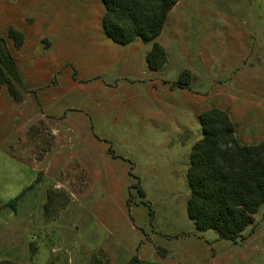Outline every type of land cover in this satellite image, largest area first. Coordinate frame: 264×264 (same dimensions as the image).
I'll return each instance as SVG.
<instances>
[{
    "label": "rangeland",
    "instance_id": "rangeland-1",
    "mask_svg": "<svg viewBox=\"0 0 264 264\" xmlns=\"http://www.w3.org/2000/svg\"><path fill=\"white\" fill-rule=\"evenodd\" d=\"M104 14L102 0H0L20 75L0 80V264H264V204L236 241L187 214L202 112L264 143V0H180L157 71L152 42H114Z\"/></svg>",
    "mask_w": 264,
    "mask_h": 264
},
{
    "label": "trees",
    "instance_id": "trees-1",
    "mask_svg": "<svg viewBox=\"0 0 264 264\" xmlns=\"http://www.w3.org/2000/svg\"><path fill=\"white\" fill-rule=\"evenodd\" d=\"M102 1L106 35L122 45L135 39L152 42L147 65L153 71L162 69L168 61L167 52L156 40L180 0ZM5 75L20 82L16 62L4 45L0 47V80ZM199 120L202 138L191 148L187 169V214L198 231L214 230L221 239L236 241L253 225L264 204V143L240 145L235 126L218 108L202 112ZM127 264L142 262L134 257Z\"/></svg>",
    "mask_w": 264,
    "mask_h": 264
},
{
    "label": "crops",
    "instance_id": "crops-1",
    "mask_svg": "<svg viewBox=\"0 0 264 264\" xmlns=\"http://www.w3.org/2000/svg\"><path fill=\"white\" fill-rule=\"evenodd\" d=\"M152 241L153 240H148L147 242L149 243V246H150V244L152 243ZM153 248H155V247H153ZM143 262H146L145 260H142ZM145 264V263H144Z\"/></svg>",
    "mask_w": 264,
    "mask_h": 264
}]
</instances>
